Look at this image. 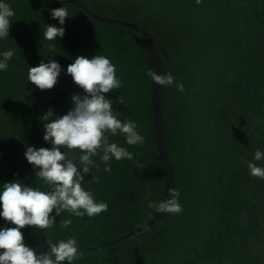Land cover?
<instances>
[{
	"label": "trees",
	"instance_id": "obj_1",
	"mask_svg": "<svg viewBox=\"0 0 264 264\" xmlns=\"http://www.w3.org/2000/svg\"><path fill=\"white\" fill-rule=\"evenodd\" d=\"M80 1L97 15L146 30L162 74L174 77L172 86L162 87V124L183 211L164 214L125 241L81 253L72 264H264V180L252 177L247 166L264 168V160H254L257 150L264 153V0ZM0 2L15 13L9 36L0 38V60L8 50L15 53L7 70H0V193L4 183L14 181L50 190L24 153L28 146L51 147L43 139L41 116L52 109L50 120L57 119L73 107L74 94L84 95L67 73L80 55H103L115 65L122 87L105 96L114 115L122 123L134 121L145 137L142 146L128 145L124 134L106 133L110 143L135 154L134 160L113 157L111 172L104 171L102 153L93 157L100 167H92L82 187L97 203L106 202L107 211L77 217L68 211L56 215L54 209L52 228L20 229L25 245L39 255L50 251L48 237L53 243L75 237L79 248L141 225L155 211L149 202L160 201L163 193L143 37L129 27L92 19L67 0ZM60 7L70 11L64 25L51 17V9ZM48 25L64 27L65 35L45 39ZM51 59L62 71L52 89L40 90L28 81L29 68ZM82 154L72 150L70 157L78 163ZM64 219L72 221L67 228L60 227ZM0 223L16 227L2 216Z\"/></svg>",
	"mask_w": 264,
	"mask_h": 264
},
{
	"label": "clouds",
	"instance_id": "obj_2",
	"mask_svg": "<svg viewBox=\"0 0 264 264\" xmlns=\"http://www.w3.org/2000/svg\"><path fill=\"white\" fill-rule=\"evenodd\" d=\"M197 5L202 0H196ZM70 11L65 7L51 9L52 19H58L60 25L65 24ZM73 14V13H72ZM15 15L12 8L4 2H0V38L9 36L11 17ZM65 35L64 27L48 25L43 33L45 39L56 40ZM50 50L55 51L51 45ZM12 50L3 53L0 60V70H7L8 61L14 56ZM61 65L55 60L38 66L30 67L28 81H31L40 90L52 89L57 83L61 73ZM67 73L73 81L84 90V95L72 96L73 107L67 114L60 115L57 119H51L53 110L49 109L40 117L45 123L43 139L51 144L47 147L28 146L24 153L27 161L38 171L36 176L42 179L49 191H42L25 186L18 182L4 183V190L0 193V206L5 221L16 227H4L0 229V264H62L67 261L72 264L78 253V245L75 237L59 243H53L50 237L47 239L50 251L37 255L36 251L24 243V236L20 229L26 226H35L38 229L47 230L55 225L56 217L51 215L55 209L56 215L68 211L74 216L89 217L99 215L108 210L106 202L97 203L90 191L82 187L85 177L91 173L92 167L99 169L93 157L100 155L104 163V171L111 172L110 161L114 157L117 161L127 159L134 160V153L117 143H110L106 133L115 136L118 132L126 136L128 145H143L145 137L137 132V124L134 121L121 122L116 115L112 101L105 94L121 89L122 85L116 77V67L106 56L95 55L88 58L80 55L67 67ZM147 75L156 84L165 87L172 86L174 77L171 73L157 74L150 71ZM177 90L184 92V85L176 81ZM119 102L125 103L122 96ZM67 151H61V149ZM79 150L83 154L77 158L70 153ZM254 160H264V153L257 150ZM137 168H143L138 161H134ZM252 177L264 180V168L255 163H248ZM99 183V177H93ZM169 197L157 202H149L148 207L154 208L161 214H179L183 211L179 203V192L174 188L168 189ZM72 221L64 219L60 221V227L67 228ZM54 257V258H53Z\"/></svg>",
	"mask_w": 264,
	"mask_h": 264
},
{
	"label": "water",
	"instance_id": "obj_3",
	"mask_svg": "<svg viewBox=\"0 0 264 264\" xmlns=\"http://www.w3.org/2000/svg\"><path fill=\"white\" fill-rule=\"evenodd\" d=\"M67 1L72 2L75 5H77V7L83 13H85L87 16L91 17L92 19L102 21V22H107V23L119 24V25L129 27L137 31L143 37L144 42H145L146 60H147L150 71L154 70L155 72H157V74H162L160 59L156 51L155 43L152 37L150 36V34L146 30H144L142 27L136 24H133V23L122 21L119 19L106 18L100 15H97L96 13L89 10L80 0H67ZM161 96H162V86L152 81L151 91H150L152 125H153V132H154V138H155V147H156L159 161L161 163V170L163 174V193L160 198V201L162 199H167L169 197V194H168L169 188H174V178H173L172 169H171L167 151H166V145H165L164 133H163ZM163 215L164 214L154 211L153 214L145 222H143L141 225L137 226L136 228H133L132 230L122 233L121 235L111 240L101 242L95 245L79 247L78 253L81 254L84 252L94 251L99 248L107 247V246L114 245L119 242L125 241L143 232L147 228L153 226L156 222L159 221V219ZM64 262H62V264Z\"/></svg>",
	"mask_w": 264,
	"mask_h": 264
},
{
	"label": "rangeland",
	"instance_id": "obj_4",
	"mask_svg": "<svg viewBox=\"0 0 264 264\" xmlns=\"http://www.w3.org/2000/svg\"><path fill=\"white\" fill-rule=\"evenodd\" d=\"M4 227H13L12 225H3L2 223H0V229H3Z\"/></svg>",
	"mask_w": 264,
	"mask_h": 264
}]
</instances>
